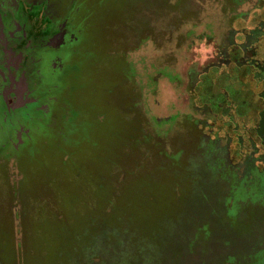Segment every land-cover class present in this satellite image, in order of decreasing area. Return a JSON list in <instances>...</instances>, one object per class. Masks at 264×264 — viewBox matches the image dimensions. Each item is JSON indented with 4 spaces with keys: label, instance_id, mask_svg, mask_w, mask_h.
Wrapping results in <instances>:
<instances>
[{
    "label": "rangeland",
    "instance_id": "rangeland-1",
    "mask_svg": "<svg viewBox=\"0 0 264 264\" xmlns=\"http://www.w3.org/2000/svg\"><path fill=\"white\" fill-rule=\"evenodd\" d=\"M259 1L49 0L52 15L72 13L84 32L98 15L95 71L91 86L66 94L76 120L65 126L78 133L57 162L37 148L1 153L0 264H264V169L239 145L254 135L256 110L241 117L264 82L253 70L242 82L236 58L200 76L231 30L264 22ZM255 48L264 71V37ZM48 59L39 62L50 70ZM227 136L230 168L205 145Z\"/></svg>",
    "mask_w": 264,
    "mask_h": 264
},
{
    "label": "flooded vegetation",
    "instance_id": "flooded-vegetation-1",
    "mask_svg": "<svg viewBox=\"0 0 264 264\" xmlns=\"http://www.w3.org/2000/svg\"><path fill=\"white\" fill-rule=\"evenodd\" d=\"M51 13L49 0H0V132L9 136L8 140L0 142V149L14 152L24 148L33 149L30 139L37 135L39 127L52 131V138L58 135L64 137L67 131L71 132L67 130L65 124L69 128V124L76 120L74 111L68 114L66 112V96L58 100L57 95L65 82L67 84L70 80L69 69L76 65V56H73L71 51L72 45L78 41L84 30L78 21H74L72 13L62 11V15L57 17ZM231 32L228 49L224 47L219 50L218 61L211 63L200 76L208 74L211 69H216L217 64L230 67L234 65L233 60L236 58L241 68L242 82L248 76H253L252 70L254 76L262 77L259 81H254L264 82V71L254 68L261 60L249 56L256 52L255 45L264 37V22H259L248 32L243 30ZM238 36H242V41L237 43ZM40 56L49 57V63H52L50 70L48 63L40 64ZM262 60L264 62V58ZM250 61L254 62L253 68L250 72H243V66L248 65ZM44 67L47 69H43ZM69 88L65 89L67 95L70 94ZM258 99L259 106L256 108L258 103L255 106L250 103V111L241 117L245 119L254 109L256 110L255 125L249 128L254 135L249 133L251 130L245 132L239 145L243 152L246 150L244 159L251 161L250 165H253V168L262 170L264 154L255 158L259 149L255 146V139L264 148V89L259 93ZM211 109L215 114L212 105ZM55 123L65 127L66 132L62 135L54 132L52 127ZM246 127L247 125L244 126L245 130ZM206 141L205 145L212 149L211 157L216 161V165L234 167L230 149L233 143L230 136L222 140L207 137ZM221 142L224 147L220 157L218 145ZM258 164H262L263 168H259Z\"/></svg>",
    "mask_w": 264,
    "mask_h": 264
},
{
    "label": "trees",
    "instance_id": "trees-1",
    "mask_svg": "<svg viewBox=\"0 0 264 264\" xmlns=\"http://www.w3.org/2000/svg\"><path fill=\"white\" fill-rule=\"evenodd\" d=\"M94 18H97L94 19ZM77 19V18H76ZM74 18V21H78ZM99 20V17L97 14L93 15L91 17V20L87 23L86 28H85V32L82 33V35H79V39L78 41L75 42V44L72 45V54L73 56H76V65L73 67H71L69 69V82H65V84L63 85V88H61L59 90V93L57 95L58 100H62L65 96V89H67L68 87H70L71 89L69 90L70 93H76L77 91H80L84 86H91L92 85V70L95 71V67L93 66V63L91 62L92 59V54H94V51L96 49V44L98 42V34L97 32V22ZM79 23V22H78ZM82 49H87V51L85 52L84 56L81 54L79 56L78 51L82 50ZM74 51H76L74 53ZM93 52V53H91ZM96 54V53H95ZM90 61V62H89ZM88 63H90V65L88 66ZM85 79V80H84ZM74 82L71 84V82ZM86 87V88H88ZM72 90V91H71ZM88 90L86 89L85 93H87ZM77 99V98H76ZM87 105L86 107H89V101L88 98L84 99V101ZM76 118V117H75ZM91 128V127H90ZM89 128V129H90ZM52 132V131H51ZM49 130L47 131L45 127H39L38 128V132L36 133L37 137L34 136L32 138V140L30 139V142L32 143L31 146H33L34 148H37V150L35 152L38 153V158L41 157L42 160H49L50 164L57 162V160L60 159V153L62 152V150H58L61 148L58 147H62L64 149H70L72 146H74L75 143V139H76V135L78 133V131H72L70 132V134H72V139L69 140V138L66 136H56L55 138H52L53 136ZM55 132V131H54ZM48 141L51 140L49 143L48 142H43V140ZM48 139V140H46ZM60 144V145H59ZM67 146V147H66ZM57 147V148H56ZM66 147V148H65ZM33 148V149H34ZM54 149H57L56 151H54ZM5 151L2 148L0 149V159H7L8 157H3L1 155V153ZM31 153V152H28ZM32 154V153H31ZM30 154V155H31ZM19 161H27V160H31L34 158V156H28L25 153H21L20 156H17ZM5 159V160H6ZM7 162L3 163V167H6ZM104 257V256H102Z\"/></svg>",
    "mask_w": 264,
    "mask_h": 264
}]
</instances>
